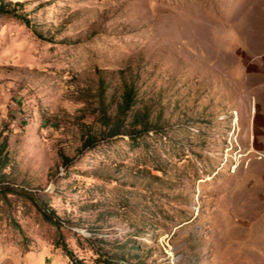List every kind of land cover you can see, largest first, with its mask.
<instances>
[{
    "label": "rangeland",
    "instance_id": "374dc122",
    "mask_svg": "<svg viewBox=\"0 0 264 264\" xmlns=\"http://www.w3.org/2000/svg\"><path fill=\"white\" fill-rule=\"evenodd\" d=\"M4 1L0 264H264V0Z\"/></svg>",
    "mask_w": 264,
    "mask_h": 264
},
{
    "label": "trees",
    "instance_id": "16d2710c",
    "mask_svg": "<svg viewBox=\"0 0 264 264\" xmlns=\"http://www.w3.org/2000/svg\"><path fill=\"white\" fill-rule=\"evenodd\" d=\"M16 5H21V2H16ZM0 13L16 15L29 24L28 18L20 14L16 7L10 8L9 4H7L4 0L0 1ZM134 97L135 94L133 87L126 85L122 98L117 103V113L115 116H112L109 115L107 110L108 105L106 103V97L104 96V93L101 94L99 108L96 111L94 110L93 113L98 112L99 117L97 118V122L104 128V130L108 129L107 135L113 136L122 132L131 136L150 131V129H154V127L151 126L149 114L146 111L134 112L131 116V121L127 122L130 116L129 114L133 110L135 104ZM82 125H85L83 130L86 139V146L93 145L97 141V134H93V132L90 130L92 129V125L83 123ZM104 130L102 132L106 133ZM5 149L6 145H2L0 148V183L5 180L4 178L8 175L5 172L8 165V157L6 155L3 156ZM36 205L42 212V215L46 221L57 228H60L63 225L61 219L55 215L54 212H50L45 204L36 203ZM61 245L67 256L71 257L72 252L69 250L67 245L62 242Z\"/></svg>",
    "mask_w": 264,
    "mask_h": 264
}]
</instances>
